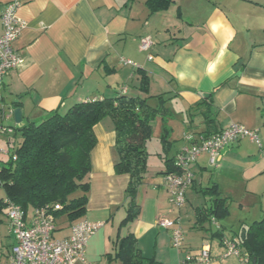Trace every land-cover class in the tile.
Listing matches in <instances>:
<instances>
[{
	"label": "crops",
	"instance_id": "0c3cea01",
	"mask_svg": "<svg viewBox=\"0 0 264 264\" xmlns=\"http://www.w3.org/2000/svg\"><path fill=\"white\" fill-rule=\"evenodd\" d=\"M13 1L19 2L17 16L26 25L14 42L22 62L4 77L0 123L22 127L46 119L53 111L65 112L75 103L122 93L161 94L168 98L170 109L165 123L172 141L169 151L180 142L171 156L178 154L188 132L199 136L207 128L213 133L231 123L259 132L261 146L244 138L223 151L218 167L210 166L207 153L193 167L194 181L186 195L201 190L207 197L203 205L211 204L217 195L228 200L229 213L218 220L220 228L212 221L199 227L196 208L203 205H194L192 210L172 209L161 149V176L146 173L137 195L140 214L120 228L129 203V175L115 171L119 155L112 120L108 117L97 123L89 201L80 220L103 225L88 242V260L122 264L113 259L119 238L133 233L142 254L161 264H179L207 244L210 264H238L234 256L221 257L222 238H238L245 226L264 215V1L174 0L168 9L151 14L146 0H0V30L2 13ZM143 36L154 40L149 51L140 49ZM139 69L150 77L148 94L138 88ZM17 107L22 110L21 123L14 114L2 118ZM206 113L214 119L209 127ZM163 126L162 118L156 117L153 135L162 136ZM21 140L20 132L0 137V165L6 161L1 154L15 149ZM212 184L220 194L204 193ZM233 200L239 204L237 209L230 204ZM32 210L27 211L28 219ZM163 215L180 218L184 233L180 249L172 245L171 229L157 224ZM218 230L220 236L214 235ZM70 232V227L59 228L55 237ZM14 242L7 213H2L0 260L8 259Z\"/></svg>",
	"mask_w": 264,
	"mask_h": 264
},
{
	"label": "trees",
	"instance_id": "16d2710c",
	"mask_svg": "<svg viewBox=\"0 0 264 264\" xmlns=\"http://www.w3.org/2000/svg\"><path fill=\"white\" fill-rule=\"evenodd\" d=\"M174 0H146L151 14L166 10ZM138 88L149 93L150 77L138 70ZM152 98H158L152 102ZM168 98L163 95H133L122 93L73 104L65 112L53 111L40 122L31 121L22 127L15 125L14 132H20L22 140L9 152L8 160L0 165V187L5 198H0V214L7 213L6 199L20 205L25 211L29 208L48 207L55 217L56 230L71 227L87 212L92 170V149L98 139L94 131L97 123L110 118L116 133L115 147L119 155L115 163L117 174L129 175L126 196L129 199L126 216L120 228L134 221L140 214L137 195L149 168V142L153 136V121L161 117L164 123L161 136L165 150L163 173L177 172L176 156H168L170 129L166 120L170 109ZM209 99H205L207 101ZM20 105V102H15ZM207 126L214 119L205 114ZM214 133V132H213ZM202 135H210L207 128ZM205 194H220L216 184L203 189ZM228 200L217 195L209 205L196 208L197 224H204L215 218L217 221L229 213ZM59 205L60 208H56ZM264 212V210H263ZM245 236L238 234L240 245L249 252L257 264H264V215L244 227ZM218 230L214 235L220 236ZM113 259L122 264H161L155 257H145L138 246V239L130 233L119 238Z\"/></svg>",
	"mask_w": 264,
	"mask_h": 264
},
{
	"label": "built area",
	"instance_id": "2783aa9c",
	"mask_svg": "<svg viewBox=\"0 0 264 264\" xmlns=\"http://www.w3.org/2000/svg\"><path fill=\"white\" fill-rule=\"evenodd\" d=\"M19 2L8 3L1 16L2 29L0 30V94L3 89L4 77L12 69L18 67L22 59L18 55L14 42L20 36L26 23L17 16ZM154 45L151 36H143L140 40V49L149 51ZM149 54V59H152ZM123 62L132 63L125 58ZM125 90V89H124ZM14 109L2 114L8 118L14 114ZM14 127L0 123V137L14 133ZM248 138L261 146V139L257 129L248 128L240 123H231L227 128L214 132L208 136H196L192 132L185 133L183 148L175 157L177 172L167 173L164 176L165 186L170 195V201L178 209L186 203V191L193 184V167L203 153L208 154L211 167H218L223 159V151ZM2 150H0L1 152ZM7 152V151H6ZM7 219L10 231L14 237L7 260H0V264H92L87 258V245L94 234L102 227L101 222L88 219L72 224L71 232L63 238L55 237V217L48 207L33 208L31 219L27 217L20 205L6 199ZM56 208H60L59 205ZM212 222L218 227V221ZM157 224L171 229L172 245L180 249L183 245L184 233L180 218L171 219L166 215L157 219ZM223 259L234 256L238 264H252L249 252L240 245L238 238L224 237L221 240ZM212 255L209 245H204L199 251L187 254L179 264H210Z\"/></svg>",
	"mask_w": 264,
	"mask_h": 264
},
{
	"label": "rangeland",
	"instance_id": "374dc122",
	"mask_svg": "<svg viewBox=\"0 0 264 264\" xmlns=\"http://www.w3.org/2000/svg\"><path fill=\"white\" fill-rule=\"evenodd\" d=\"M64 110L65 109H63L62 111H64ZM157 134H158V132H157ZM179 143H180L179 141L175 142L172 149L168 152L169 156H171L176 151L177 147H179L178 146ZM161 145H162L161 135H153V138L150 140V143H149L150 156H149V163H148V164H150L149 168H148V172H149V174H153V176H156V175L161 176V174L159 173L161 169L158 166H159V163L162 164L163 162L160 160V155L158 154V149L159 150L161 149L162 152H165L163 146H161ZM182 148H183V146L180 147V150ZM12 150L13 149L7 150L8 153L6 152L5 154H1L2 160H8L9 155H10L9 152ZM157 159H159V161L155 162L154 160H157ZM0 164H1V162H0ZM211 170L214 172L213 169H209V172ZM3 196H4L3 190L0 187V198ZM206 200H207V197L203 194V192H201V190H198L197 192L194 190H190L187 192V195H186V203L182 208H180V210L185 209V208H189L190 210H192L194 208V205H203L206 202ZM230 204L232 205V208H234V209H237V207L239 205L238 202L234 201V200L231 201ZM172 209L179 210L178 207H176L173 203H172ZM234 215H235V213H234ZM56 237H59V235L56 234Z\"/></svg>",
	"mask_w": 264,
	"mask_h": 264
},
{
	"label": "water",
	"instance_id": "95a60500",
	"mask_svg": "<svg viewBox=\"0 0 264 264\" xmlns=\"http://www.w3.org/2000/svg\"><path fill=\"white\" fill-rule=\"evenodd\" d=\"M206 96H209V94H207ZM13 112H14V117H15L16 122L21 123V121H22V110H21V108L20 107L14 108ZM245 233H246V231L243 230L242 231V237L245 236ZM252 264H257L256 258L253 259Z\"/></svg>",
	"mask_w": 264,
	"mask_h": 264
}]
</instances>
